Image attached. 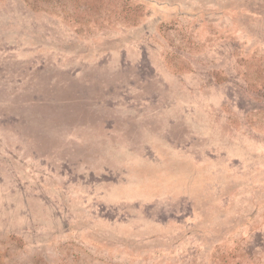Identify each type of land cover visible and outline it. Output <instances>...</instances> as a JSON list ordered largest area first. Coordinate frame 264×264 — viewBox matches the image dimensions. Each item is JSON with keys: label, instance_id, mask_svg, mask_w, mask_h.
<instances>
[{"label": "rangeland", "instance_id": "obj_1", "mask_svg": "<svg viewBox=\"0 0 264 264\" xmlns=\"http://www.w3.org/2000/svg\"><path fill=\"white\" fill-rule=\"evenodd\" d=\"M0 264H264V0H0Z\"/></svg>", "mask_w": 264, "mask_h": 264}, {"label": "trees", "instance_id": "obj_2", "mask_svg": "<svg viewBox=\"0 0 264 264\" xmlns=\"http://www.w3.org/2000/svg\"><path fill=\"white\" fill-rule=\"evenodd\" d=\"M118 221L121 222V223H123L124 225H126V221H128V220H127V218H121Z\"/></svg>", "mask_w": 264, "mask_h": 264}]
</instances>
